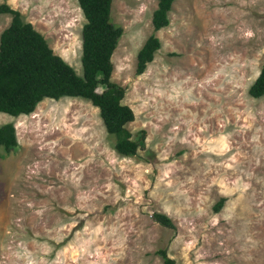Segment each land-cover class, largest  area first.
I'll return each instance as SVG.
<instances>
[{"label": "rangeland", "instance_id": "rangeland-1", "mask_svg": "<svg viewBox=\"0 0 264 264\" xmlns=\"http://www.w3.org/2000/svg\"><path fill=\"white\" fill-rule=\"evenodd\" d=\"M0 3L82 73L76 0ZM156 8L111 3L122 34L110 79L134 113L125 127L145 131L135 156L117 153L98 108L80 97L0 113L18 142L0 148V264H163L162 249L176 264H264V96L248 94L264 60V0H174L154 31ZM10 21L0 14V33ZM151 33L160 47L136 75Z\"/></svg>", "mask_w": 264, "mask_h": 264}, {"label": "trees", "instance_id": "trees-1", "mask_svg": "<svg viewBox=\"0 0 264 264\" xmlns=\"http://www.w3.org/2000/svg\"><path fill=\"white\" fill-rule=\"evenodd\" d=\"M174 0H157L152 13L153 30L169 24L168 13ZM85 22L81 28V68L78 74L61 56L54 53L44 36L18 10L0 3V14L11 15L9 25L0 33V113L14 117L29 115L42 100L80 97L98 108L105 130L114 136V149L122 156H135L144 149L145 131L134 135L125 124L134 119L132 109L122 103L125 89L111 81V56L122 28L111 20L112 0H76ZM160 47L151 33L136 54L135 74H142ZM101 87V91L97 89ZM253 98L264 96V60L248 88ZM0 148L9 153L18 148L12 122L0 125ZM224 199L214 206L218 211ZM152 218L162 226L174 228L171 219L159 212ZM163 264H176L165 249L158 251Z\"/></svg>", "mask_w": 264, "mask_h": 264}]
</instances>
